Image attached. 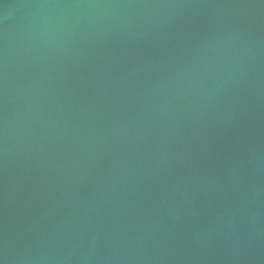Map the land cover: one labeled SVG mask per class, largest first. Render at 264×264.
<instances>
[{
	"label": "water",
	"instance_id": "1",
	"mask_svg": "<svg viewBox=\"0 0 264 264\" xmlns=\"http://www.w3.org/2000/svg\"><path fill=\"white\" fill-rule=\"evenodd\" d=\"M0 264H264V0H0Z\"/></svg>",
	"mask_w": 264,
	"mask_h": 264
}]
</instances>
